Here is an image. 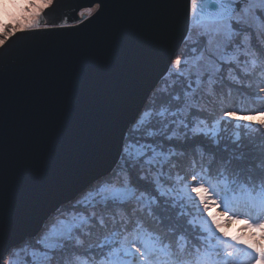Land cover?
Here are the masks:
<instances>
[{"label": "snow or ice", "instance_id": "obj_1", "mask_svg": "<svg viewBox=\"0 0 264 264\" xmlns=\"http://www.w3.org/2000/svg\"><path fill=\"white\" fill-rule=\"evenodd\" d=\"M182 2L179 51L119 128L113 164L8 264H264V107H235L254 78L264 93V0H172L177 14ZM51 4L0 0V56L18 31L67 26L42 21Z\"/></svg>", "mask_w": 264, "mask_h": 264}, {"label": "water", "instance_id": "obj_2", "mask_svg": "<svg viewBox=\"0 0 264 264\" xmlns=\"http://www.w3.org/2000/svg\"><path fill=\"white\" fill-rule=\"evenodd\" d=\"M94 4L64 28L18 31L0 56L3 259L111 167L119 128L186 28L172 0H53L43 14L64 22Z\"/></svg>", "mask_w": 264, "mask_h": 264}, {"label": "rangeland", "instance_id": "obj_3", "mask_svg": "<svg viewBox=\"0 0 264 264\" xmlns=\"http://www.w3.org/2000/svg\"><path fill=\"white\" fill-rule=\"evenodd\" d=\"M33 2H37V0H33ZM52 2H53V0H52ZM51 6V5H50ZM89 8H97V4H94V5H92V6H87V7H83V8H81L79 11H78V14H77V16H76V18L75 19H72V20H67V21H64V22H62V23H65L66 25H69V24H74V23H77V22H79V21H81L82 19H84V18H86V16H81L80 15V13L81 12H85L87 9H89ZM42 21H46V22H48L47 20H46V18H45V16H44V14L42 13ZM49 23V22H48ZM3 38V36L2 35H0V39H2ZM179 51V49H177L176 51H175V53H177ZM174 53V54H175ZM262 107H264V106H262ZM261 108V107H260ZM227 228H228V230H229V232L232 234V235H236V234H240L241 233V230L242 229H244V225L242 224V222L241 223H235V224H233V223H229L228 225H227ZM246 230V229H245ZM8 253H9V251L7 252V254H6V256H5V258L3 259V261H2V263L1 264H8V261H9V255H8ZM19 256H17V257H15V258H13L12 259V264H19Z\"/></svg>", "mask_w": 264, "mask_h": 264}, {"label": "trees", "instance_id": "obj_4", "mask_svg": "<svg viewBox=\"0 0 264 264\" xmlns=\"http://www.w3.org/2000/svg\"><path fill=\"white\" fill-rule=\"evenodd\" d=\"M256 83L257 80L254 78L252 80V87L246 90V94L242 97H237V102L235 107H254V108H260L264 106V93H260L261 100L257 101L253 99V96L257 94L256 92ZM151 227H155L152 225Z\"/></svg>", "mask_w": 264, "mask_h": 264}]
</instances>
